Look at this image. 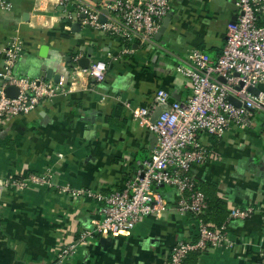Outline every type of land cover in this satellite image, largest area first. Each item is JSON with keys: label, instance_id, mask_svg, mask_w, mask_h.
<instances>
[{"label": "crops", "instance_id": "obj_1", "mask_svg": "<svg viewBox=\"0 0 264 264\" xmlns=\"http://www.w3.org/2000/svg\"><path fill=\"white\" fill-rule=\"evenodd\" d=\"M8 1L11 10L0 8V88L5 50L14 37L22 41L15 75L48 78L51 69L72 87L28 114L0 122V264H52L100 217L103 202L81 191L106 195L122 189L151 156L155 135L131 119V110L153 105L159 89L167 90L171 101L186 100L191 82L177 65L193 47L217 58L239 11L232 0H172L164 34L122 53L118 39L83 22L72 0L68 8L59 0ZM86 58L89 65L106 61L103 80L87 75ZM256 118V128H231L221 139L201 135L218 159L194 165L191 173L199 188L209 193L215 188L226 202L224 222L234 245L194 251L185 264H264V171L259 170L264 131L258 128L264 111ZM34 173L52 177L20 189L2 184L8 176ZM162 188L167 207L160 215L144 217L118 236H86L64 264H167L178 241L195 239L196 216L176 209L175 188ZM246 205L257 211L230 219L234 206Z\"/></svg>", "mask_w": 264, "mask_h": 264}, {"label": "built area", "instance_id": "obj_2", "mask_svg": "<svg viewBox=\"0 0 264 264\" xmlns=\"http://www.w3.org/2000/svg\"><path fill=\"white\" fill-rule=\"evenodd\" d=\"M239 14L228 28L221 54L212 58L198 47L191 48L177 65L178 72L190 79L191 94L186 100L171 101L170 93L159 89L151 106L131 110V119L157 135L151 156L141 162V168L122 189L104 195L81 191L86 196L103 202L100 217L90 230L66 245L52 264H64L86 243L88 235L118 236L133 230L147 216H158L167 207L160 188L167 185L179 194L176 209L196 216L195 239L178 241L170 252L167 264H185L194 251L210 247H233L227 236L226 223L215 227L205 220L209 207L205 192L199 188L192 167L218 155L211 143L201 135L221 139L231 128H252L258 111H264V0H235ZM70 0H59L68 8ZM78 14H85L83 22L92 29L118 39L123 44L122 53H132L133 45L149 44L158 32L163 18L172 9V0H72ZM12 3L0 0V8L11 10ZM107 9V13L103 12ZM106 16L104 22L101 15ZM68 17H72L68 12ZM22 51V41L14 37L5 50L6 70L0 88V122L8 117L28 114L42 102L71 91L62 80L55 82L45 77L18 76L12 67ZM107 63L95 60L85 72L97 81L104 79ZM74 79V77H73ZM16 86L17 97H9L5 89ZM259 88V93L250 90ZM241 102L236 105L229 97ZM157 106L162 108L155 122L151 121ZM51 174L34 173L23 178L8 176L2 184L16 189L29 183H49ZM257 211L254 205L234 206L230 219H245Z\"/></svg>", "mask_w": 264, "mask_h": 264}, {"label": "water", "instance_id": "obj_3", "mask_svg": "<svg viewBox=\"0 0 264 264\" xmlns=\"http://www.w3.org/2000/svg\"><path fill=\"white\" fill-rule=\"evenodd\" d=\"M97 1V0H95ZM233 3L236 4V1L235 0H232ZM63 8V7H62ZM103 12L104 13H107V9H103ZM75 15H77V13H75ZM80 16L82 18L85 17V14L81 13ZM173 17V13L172 12H168L167 15L163 18V21H162V24L158 30V37L163 35L164 32L166 31L168 25H169V22L171 20V18ZM106 20V16L104 14L101 15V21L104 22ZM237 20V17H234L232 22L231 23H235ZM78 25H80V23H77ZM83 60H87L86 63L82 64V66L84 68H89V60L86 58V59H82ZM80 61V62H82ZM60 74H53V71L51 69H48V75L47 77L49 79H53L55 82H59L60 81ZM250 90L254 93H259L260 89L259 88H254V87H251ZM5 92L6 94L9 96V97H17L18 94H19V89L18 87L16 86H8L6 89H5ZM229 100H231L233 103H235L236 105H241V102L239 100H237L235 97H232L230 96L229 97ZM162 111V108L160 106H157L154 113L152 114V117H151V121L152 122H155V120L158 118L160 112ZM157 135H155L153 137V141H152V146H154L156 143H157ZM264 152V150H263ZM259 170L261 171H264V153L262 155V158H261V161H260V165H259Z\"/></svg>", "mask_w": 264, "mask_h": 264}, {"label": "trees", "instance_id": "obj_4", "mask_svg": "<svg viewBox=\"0 0 264 264\" xmlns=\"http://www.w3.org/2000/svg\"><path fill=\"white\" fill-rule=\"evenodd\" d=\"M162 189L161 187L160 190ZM214 192H216L215 188H213V192L211 191V193L205 192L209 207L204 218L208 222H214L216 224L215 227H221L225 223L224 221L228 217L229 211L226 208V202Z\"/></svg>", "mask_w": 264, "mask_h": 264}, {"label": "flooded vegetation", "instance_id": "obj_5", "mask_svg": "<svg viewBox=\"0 0 264 264\" xmlns=\"http://www.w3.org/2000/svg\"><path fill=\"white\" fill-rule=\"evenodd\" d=\"M259 130L264 131V121L262 120L261 123L259 124Z\"/></svg>", "mask_w": 264, "mask_h": 264}, {"label": "rangeland", "instance_id": "obj_6", "mask_svg": "<svg viewBox=\"0 0 264 264\" xmlns=\"http://www.w3.org/2000/svg\"><path fill=\"white\" fill-rule=\"evenodd\" d=\"M260 112V111H259ZM258 117V116H257ZM259 118V117H258ZM257 121H258V119L257 118H254V122H255V127L254 128H256V125H257ZM244 129H247V130H249L250 128H244Z\"/></svg>", "mask_w": 264, "mask_h": 264}]
</instances>
